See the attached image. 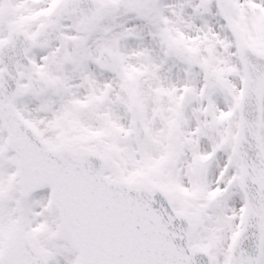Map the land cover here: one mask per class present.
I'll use <instances>...</instances> for the list:
<instances>
[{"label": "snow or ice", "instance_id": "6c2138e0", "mask_svg": "<svg viewBox=\"0 0 264 264\" xmlns=\"http://www.w3.org/2000/svg\"><path fill=\"white\" fill-rule=\"evenodd\" d=\"M0 264H264V0H0Z\"/></svg>", "mask_w": 264, "mask_h": 264}]
</instances>
